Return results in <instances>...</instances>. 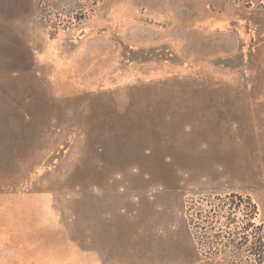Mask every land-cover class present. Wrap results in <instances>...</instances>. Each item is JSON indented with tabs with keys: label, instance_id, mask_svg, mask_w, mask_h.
Returning a JSON list of instances; mask_svg holds the SVG:
<instances>
[{
	"label": "rangeland",
	"instance_id": "374dc122",
	"mask_svg": "<svg viewBox=\"0 0 264 264\" xmlns=\"http://www.w3.org/2000/svg\"><path fill=\"white\" fill-rule=\"evenodd\" d=\"M232 193L264 224V0H0V264H220Z\"/></svg>",
	"mask_w": 264,
	"mask_h": 264
},
{
	"label": "trees",
	"instance_id": "16d2710c",
	"mask_svg": "<svg viewBox=\"0 0 264 264\" xmlns=\"http://www.w3.org/2000/svg\"><path fill=\"white\" fill-rule=\"evenodd\" d=\"M248 212L239 216L242 204ZM258 206L250 198L232 193L209 202L191 219L198 229L200 249L208 257L221 255L220 264H264V224H258ZM200 229V230H199Z\"/></svg>",
	"mask_w": 264,
	"mask_h": 264
}]
</instances>
